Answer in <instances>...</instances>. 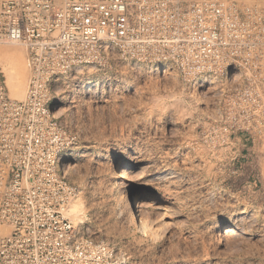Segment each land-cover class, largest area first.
Segmentation results:
<instances>
[{"label":"built area","instance_id":"obj_1","mask_svg":"<svg viewBox=\"0 0 264 264\" xmlns=\"http://www.w3.org/2000/svg\"><path fill=\"white\" fill-rule=\"evenodd\" d=\"M0 43L28 70L22 99L0 73V264H104L69 216L79 134L57 106L61 81L111 51L205 96L214 134L264 137V0H0Z\"/></svg>","mask_w":264,"mask_h":264},{"label":"rangeland","instance_id":"obj_2","mask_svg":"<svg viewBox=\"0 0 264 264\" xmlns=\"http://www.w3.org/2000/svg\"><path fill=\"white\" fill-rule=\"evenodd\" d=\"M0 46L23 53L28 77L24 48ZM61 85L58 113L79 134L64 167L81 189L69 216L104 242L102 263L264 264V137L214 134L205 96L115 51Z\"/></svg>","mask_w":264,"mask_h":264},{"label":"bare ground","instance_id":"obj_3","mask_svg":"<svg viewBox=\"0 0 264 264\" xmlns=\"http://www.w3.org/2000/svg\"><path fill=\"white\" fill-rule=\"evenodd\" d=\"M0 64L3 66L2 71L6 78V83L9 87L11 96L16 99L24 98L25 93H26L28 77L26 76L25 70L23 68V65H24L23 64V53L12 46H7V47L0 46ZM127 167L130 168L131 165L128 164ZM80 209H81L80 205H75L73 206L72 210L74 213H77L80 211ZM136 211L139 212V210L137 209ZM138 224L141 226V229L144 230L145 234L152 235L151 224L148 222V220L140 219L138 221ZM237 226L233 224H230V225L226 224V226L224 225V227L222 228L223 229L222 231L227 236L237 235L241 233V230Z\"/></svg>","mask_w":264,"mask_h":264}]
</instances>
